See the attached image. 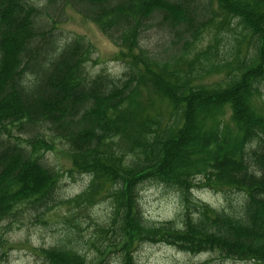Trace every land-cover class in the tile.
I'll list each match as a JSON object with an SVG mask.
<instances>
[{
  "label": "trees",
  "instance_id": "16d2710c",
  "mask_svg": "<svg viewBox=\"0 0 264 264\" xmlns=\"http://www.w3.org/2000/svg\"><path fill=\"white\" fill-rule=\"evenodd\" d=\"M68 4L121 48L127 71L121 78L88 77L89 43L76 37L59 44L49 28L54 18L43 16L50 10L60 16L55 0L43 6L0 0V220L23 207L40 216L109 185L112 235L97 249L99 256L118 251L121 264H137L138 244L164 243L264 264V0ZM234 22L253 45L246 56L239 55L242 40L230 61L218 60L212 45L186 57L207 30L214 28L217 40L218 28L233 30ZM158 23L184 37L171 66L156 62L140 44L143 32ZM212 74L224 77L203 82ZM143 90L166 106L167 118L146 113ZM45 125L53 139L66 143L71 172L91 177L72 199L58 198L60 175L43 161L44 151L54 149L52 137L38 131ZM12 128L31 135L21 140ZM149 180L180 192L182 226L143 218L138 192ZM197 188L237 191L243 201L236 213L219 210L194 199ZM40 253L41 264H88L84 255L61 246Z\"/></svg>",
  "mask_w": 264,
  "mask_h": 264
},
{
  "label": "rangeland",
  "instance_id": "374dc122",
  "mask_svg": "<svg viewBox=\"0 0 264 264\" xmlns=\"http://www.w3.org/2000/svg\"><path fill=\"white\" fill-rule=\"evenodd\" d=\"M37 6H43L48 0H29ZM70 1V0H69ZM58 12L51 10L43 13L44 17L54 18L56 24L49 23V28L57 36L58 43H64L79 37L89 43L91 52L86 62L88 77L109 75L121 78L127 71L126 59L120 57L121 48L116 46L96 25L84 19L68 0H55ZM214 23L219 22L220 16L216 5ZM233 30L218 28L217 40H214L216 30H207L195 49L187 54L192 59L195 52L205 49L208 45L215 47L218 60L230 61L236 53L237 43L243 40L246 32L242 27L232 24ZM48 29V28H47ZM248 36L239 47L241 57L252 51ZM184 43L181 38L171 33L161 24H154L149 30L143 32L140 44L148 54L160 64H172L171 59L178 53ZM215 44V45H214ZM170 64V66H171ZM224 74H212L203 79L211 83L220 80ZM264 99V84L261 85ZM148 98L154 101L150 105ZM141 100L147 105L146 113L150 115L161 114L167 118L164 104H160L153 94L143 90ZM39 133L46 140L52 137L47 126H41ZM12 134L21 140L28 139L30 131H18L12 128ZM53 139V137H52ZM24 145L26 143L23 142ZM54 149L44 151L43 161L55 169L60 177L58 181L57 196L60 199H72L84 192L90 184L91 177L86 174L71 172L72 162L68 154V147L60 139H53ZM119 145L124 148L123 142ZM109 185L101 186L92 196L77 198L70 203H63L37 216L30 207H23L16 216L0 220V264H41V249L52 246H61L76 250L84 255L88 264H121L120 253L107 251L99 256L97 249H102L111 238L113 217L112 200L108 197ZM138 206L143 218L149 223L172 221L176 226H182L184 204L181 194L173 187L157 181H145L139 186ZM194 199L209 204L216 209L236 213L243 196L237 191H214L207 188L193 190ZM105 229V230H103ZM106 251V249H105ZM134 257L137 264H260L251 260H236L223 258L218 253L203 252L191 254L178 250L174 246L164 243H140L136 246Z\"/></svg>",
  "mask_w": 264,
  "mask_h": 264
}]
</instances>
